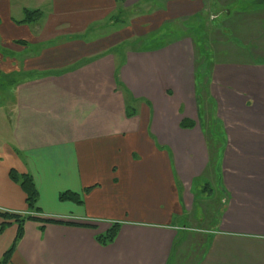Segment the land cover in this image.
I'll return each instance as SVG.
<instances>
[{
    "label": "crops",
    "instance_id": "obj_1",
    "mask_svg": "<svg viewBox=\"0 0 264 264\" xmlns=\"http://www.w3.org/2000/svg\"><path fill=\"white\" fill-rule=\"evenodd\" d=\"M16 1L0 0V76H25L0 96L10 137L0 147V212L27 214L25 194L9 179L14 170L34 183L37 217L53 222L26 221L7 264H264V91L254 90L264 61L252 66L232 34L247 57L239 52L224 66L242 74L234 91L247 98L243 106L262 105L251 108L262 121L225 126L206 87L220 122L212 131L199 121L190 44L124 48L116 58L112 48L130 29L84 39L90 23L114 12V0H50L48 15L42 4L23 7L43 14L31 24L13 17ZM136 1L129 8L142 12L133 22L147 18L154 30L208 4L242 5L235 33L264 35V6L249 10L251 0ZM183 120L194 125L181 128ZM203 185L216 201L211 211L212 201L197 197ZM65 192L79 202L60 200ZM112 224L117 236L102 247L95 237ZM16 233L11 223L0 234V260Z\"/></svg>",
    "mask_w": 264,
    "mask_h": 264
},
{
    "label": "rangeland",
    "instance_id": "obj_2",
    "mask_svg": "<svg viewBox=\"0 0 264 264\" xmlns=\"http://www.w3.org/2000/svg\"><path fill=\"white\" fill-rule=\"evenodd\" d=\"M128 1V8L137 2L136 0ZM251 1L252 4H246L247 9L249 10L258 9V7L264 6V0ZM157 2L159 3V0H157ZM41 4L42 12L48 15L52 6L50 0H17L13 17L17 18L19 15L22 16L23 13L21 12V9L23 7L33 8L34 5L40 6ZM149 5L156 6V2L151 1ZM116 6L117 7L114 12L111 13V15L109 14L110 16L107 15L103 21H94L89 24L88 30L84 34V39L86 41H102L108 35L117 36L119 34L116 33H120L121 30L130 29L132 35L129 36V33L126 31L121 32V34L126 32L127 38H124L122 42L117 44L116 48L114 46L112 48V53H114L116 58L120 57V53L123 52L122 50L124 48H128L129 50L139 47L150 49L157 47L160 44L162 45L167 41L179 42L181 45L190 44L191 72L194 74V78L196 76V106L200 111L199 121L203 122L204 117L205 125L211 127L212 131L214 128L220 127V122L215 116L216 104L213 97H216L218 101V109H221L224 113V118L227 120L225 126L245 127L250 125L251 121L259 119L253 115L254 113L251 108L255 105L254 108L256 109V112H258V110L262 109L260 107L262 105L260 104V106H258L256 104L249 103L243 106V101L247 98L244 95L242 97L239 92H235L238 88L236 85L234 86L233 83L237 82V78H243L242 74L238 73L239 71H231L230 66H224L232 64V57L241 58L243 56L242 53L246 55L242 49L238 48L236 50V48H234L231 44V42L234 44L236 43V40L232 38L233 33L237 35V37L240 38V41H242V43L250 50L251 55L248 59L250 60V64L252 66H259V63L264 61V35L262 33L259 34L260 32L257 33V31L251 33L246 27L243 28L242 35L235 33L242 28V23H238L236 19L237 14L235 13L236 9L243 7L242 5L235 8L210 6V4H208L203 11L199 12L195 16L187 19L180 18L172 20L170 23L163 24L155 30L154 26L152 28L150 27V23L145 22V19L147 18H140L139 20L133 22V20L137 18L136 13L142 12V10L139 11L140 8H129L125 11L120 7V5L116 4ZM145 15L148 16V14ZM132 23L139 27H133ZM78 36H82V34ZM198 47L200 50L203 49L205 52L201 51V55H199L200 52H197ZM208 55L209 57L206 58ZM245 55L243 57H247V55ZM240 62L245 63L241 60ZM233 74L235 77L232 76ZM255 74L256 76H254V78H258L255 82L260 81V83H255L254 90L259 91L263 87L264 91V74L261 73V75H258L256 72ZM23 78L25 79V76H0V96H6L8 93L12 94L14 90V83L23 80ZM207 79L213 83V86L207 87V89L211 88V90H209L212 92L213 96L211 98V95H209L210 98L208 99L205 96L206 93L202 92V88L204 90L206 87L204 82H206ZM261 95H263L262 91ZM205 97L206 100L203 101ZM238 98L241 101L238 103L239 105L235 107ZM209 100H211V102ZM262 101L263 99H255L256 103ZM245 111L250 115L246 116ZM3 116L4 114L0 113V147L3 143H7L10 139L7 131L6 120L2 118ZM259 120L262 121L261 118ZM256 125H258V123H256ZM198 191L201 192H197V197L203 196L208 201H212V205L208 206L209 211H211L214 204H216V201L210 194V189L203 185L198 188Z\"/></svg>",
    "mask_w": 264,
    "mask_h": 264
},
{
    "label": "trees",
    "instance_id": "obj_3",
    "mask_svg": "<svg viewBox=\"0 0 264 264\" xmlns=\"http://www.w3.org/2000/svg\"><path fill=\"white\" fill-rule=\"evenodd\" d=\"M116 4L120 5V7L126 3L128 0H114ZM43 17V14L40 10H24L23 11V19L18 22L19 24H31V23H36L41 20ZM196 34V33H195ZM168 43V41H167ZM158 45L157 47H154V49H159L163 45ZM201 51L205 52L203 49L197 48V52H200L199 55H201ZM198 55V56H199ZM210 55V54H209ZM206 56L207 57H209ZM204 58V59H206ZM205 78V77H204ZM196 80V76H195ZM208 82L209 80H206V87H208ZM205 87V91L207 93V89ZM203 91V88H202ZM204 91V93H205ZM197 94V93H196ZM203 99V97H202ZM211 102V100H209ZM199 109H198V114H199ZM194 124L188 120H183L180 123L181 128H191ZM9 179L18 184L25 194V202H26V207H27V214H11V213H6V212H0V220L2 221L0 224V234L11 224L14 223L17 225V233L15 236V239L11 245V247L4 253L0 260V264H7L12 252L15 249L16 243L21 239L22 233H23V225L26 221L28 220H33L41 223H50L53 221L50 220H43L40 217H37V215H40V212L38 211V208L36 207L37 199H38V193L37 190L34 186V183L31 179L30 176L28 175H18L14 170H11L9 172ZM60 200H68V201H73V202H79L77 195L70 193V192H65L59 195ZM119 229V224H112L111 227L108 229L107 232L104 234L98 235L95 237L96 242L102 246L106 247L113 243L114 239L117 236Z\"/></svg>",
    "mask_w": 264,
    "mask_h": 264
}]
</instances>
